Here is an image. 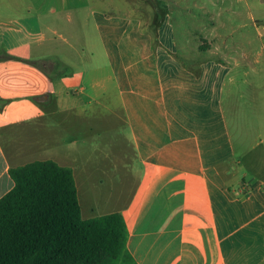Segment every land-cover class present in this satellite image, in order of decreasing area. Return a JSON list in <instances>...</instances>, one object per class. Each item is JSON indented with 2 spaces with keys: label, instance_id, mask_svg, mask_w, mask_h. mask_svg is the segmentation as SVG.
Wrapping results in <instances>:
<instances>
[{
  "label": "crops",
  "instance_id": "0c3cea01",
  "mask_svg": "<svg viewBox=\"0 0 264 264\" xmlns=\"http://www.w3.org/2000/svg\"><path fill=\"white\" fill-rule=\"evenodd\" d=\"M44 1L0 0V197L10 167L72 169L58 146L97 104L128 128L127 159L140 165L121 204L83 214L78 198L82 218L122 214L114 264H264V20L251 18L254 36L208 27L213 44L176 51L170 28L156 29V49L137 15Z\"/></svg>",
  "mask_w": 264,
  "mask_h": 264
},
{
  "label": "rangeland",
  "instance_id": "374dc122",
  "mask_svg": "<svg viewBox=\"0 0 264 264\" xmlns=\"http://www.w3.org/2000/svg\"><path fill=\"white\" fill-rule=\"evenodd\" d=\"M67 1L70 3L76 0ZM88 1L93 7L105 12L137 15L146 29L166 28L168 31L170 28L177 46L176 51L182 50L185 41L192 46L203 45L204 40L213 44V31L221 34L222 38L223 36L226 39L235 38L240 32L237 27L241 24L243 30L254 36L251 18L259 16L264 20V0ZM148 21L151 22L147 24ZM208 27L213 28V31L206 30ZM157 32V30L152 31L156 49L157 46L160 49L161 43L157 44L159 40ZM94 45H98L96 41ZM126 52L124 50L125 58ZM96 55L100 59L103 56L100 46ZM110 99L111 102H115L112 96ZM87 109L89 117L77 130L79 135L75 133L77 137L66 138L70 142L66 149L58 146V151L67 154L72 163L83 214L86 213L88 204L92 202L96 204L97 200L100 203V210L103 209L102 207L113 208L115 203L121 204L127 198L134 183L135 171L140 168L137 161L127 159L128 128L118 124L115 117L109 116L112 113L98 110L97 104L94 106L89 104ZM88 121L87 134L90 133V138L85 137ZM129 169H132V176L128 174ZM96 209L94 210L96 213L101 212Z\"/></svg>",
  "mask_w": 264,
  "mask_h": 264
},
{
  "label": "trees",
  "instance_id": "16d2710c",
  "mask_svg": "<svg viewBox=\"0 0 264 264\" xmlns=\"http://www.w3.org/2000/svg\"><path fill=\"white\" fill-rule=\"evenodd\" d=\"M0 197V264H114L124 253L122 214L82 218L72 169L52 159L10 167Z\"/></svg>",
  "mask_w": 264,
  "mask_h": 264
}]
</instances>
